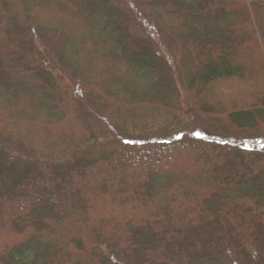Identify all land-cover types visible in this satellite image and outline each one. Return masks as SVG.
Returning <instances> with one entry per match:
<instances>
[{
  "label": "trees",
  "instance_id": "trees-1",
  "mask_svg": "<svg viewBox=\"0 0 264 264\" xmlns=\"http://www.w3.org/2000/svg\"><path fill=\"white\" fill-rule=\"evenodd\" d=\"M246 141L264 0H0V264H264Z\"/></svg>",
  "mask_w": 264,
  "mask_h": 264
},
{
  "label": "rangeland",
  "instance_id": "rangeland-1",
  "mask_svg": "<svg viewBox=\"0 0 264 264\" xmlns=\"http://www.w3.org/2000/svg\"><path fill=\"white\" fill-rule=\"evenodd\" d=\"M141 27H142V25H140V24H138L136 27L133 26L131 28L132 33L135 35H143ZM159 38H160V40H163L162 36H160ZM93 125H94V129L98 132V135L100 136V138L103 141H106V142L110 141L111 142L110 144H112V146H120V144H122L120 142L113 140L112 135L109 134L108 130L105 127H103L102 124L94 122ZM195 130H196L195 128H183L180 132L188 133V134H192V135L194 134L195 136H199V133L196 132ZM162 135H163V133L159 131V132L151 133L147 137L152 138V139H157L158 137H161ZM238 138H239V136H238ZM237 140L242 141L241 138L237 139ZM254 142L255 141H246V142H243L242 144H244L245 145L244 147L248 150L256 149L255 147H257L258 144L262 145V146L264 145V143L261 141H257L256 143H254Z\"/></svg>",
  "mask_w": 264,
  "mask_h": 264
}]
</instances>
